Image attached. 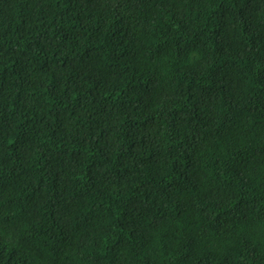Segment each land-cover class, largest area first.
Listing matches in <instances>:
<instances>
[{"label":"trees","instance_id":"trees-1","mask_svg":"<svg viewBox=\"0 0 264 264\" xmlns=\"http://www.w3.org/2000/svg\"><path fill=\"white\" fill-rule=\"evenodd\" d=\"M0 264H264V0H0Z\"/></svg>","mask_w":264,"mask_h":264}]
</instances>
